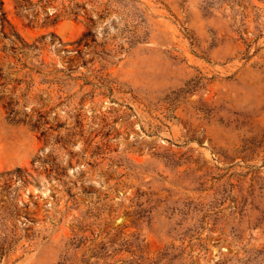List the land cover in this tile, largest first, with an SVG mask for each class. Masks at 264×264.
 I'll use <instances>...</instances> for the list:
<instances>
[{
	"label": "rangeland",
	"instance_id": "obj_1",
	"mask_svg": "<svg viewBox=\"0 0 264 264\" xmlns=\"http://www.w3.org/2000/svg\"><path fill=\"white\" fill-rule=\"evenodd\" d=\"M0 264H264V0H0Z\"/></svg>",
	"mask_w": 264,
	"mask_h": 264
}]
</instances>
